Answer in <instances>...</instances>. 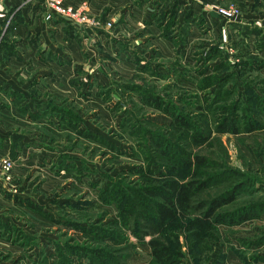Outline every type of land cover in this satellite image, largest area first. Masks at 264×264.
I'll return each instance as SVG.
<instances>
[{
  "label": "rangeland",
  "instance_id": "374dc122",
  "mask_svg": "<svg viewBox=\"0 0 264 264\" xmlns=\"http://www.w3.org/2000/svg\"><path fill=\"white\" fill-rule=\"evenodd\" d=\"M63 3L82 21L0 0V264H264V210L232 215L264 205V0ZM195 179L190 219L160 224L159 187Z\"/></svg>",
  "mask_w": 264,
  "mask_h": 264
},
{
  "label": "trees",
  "instance_id": "16d2710c",
  "mask_svg": "<svg viewBox=\"0 0 264 264\" xmlns=\"http://www.w3.org/2000/svg\"><path fill=\"white\" fill-rule=\"evenodd\" d=\"M157 105L161 107L159 103H157ZM177 119L179 121V123L177 124L179 127H181L183 130L188 129L189 132H192L188 120H185L184 118ZM192 137L194 143L197 146H204L210 140L209 138L198 134H194ZM205 165L206 162L201 157H196L195 159L184 157L182 160L183 167L188 170H193L195 168L196 173H198ZM206 180L208 181L203 182L195 179L187 183L171 182L167 185L164 184L163 186H160L159 197L161 198V202H159L157 207V216L160 224L167 226L169 222L174 223L180 219L189 220L192 216L190 214L191 212H188V210L190 209L191 200L193 197L197 196V194L201 193V191H204L208 188L210 181L209 179ZM237 189L239 188L236 186L233 190L217 196L211 202H199V208L197 209L196 213L202 212L201 216L198 215V219L192 221L194 223V226L198 227L196 228L199 231V233L197 232L198 234H200L202 230L210 225V221L213 218L219 220L218 215L215 216L216 213L221 208L228 206L235 201V194L237 193ZM156 192V189L152 190V193ZM262 210H264V205H256L253 207L238 209L232 215H236V217L238 218V222L246 223L256 218V212ZM217 224L221 223L217 222ZM170 246L171 244H166L163 241L159 243H151L154 259L158 260L159 263L164 262L165 258L169 257L172 253Z\"/></svg>",
  "mask_w": 264,
  "mask_h": 264
},
{
  "label": "built area",
  "instance_id": "2783aa9c",
  "mask_svg": "<svg viewBox=\"0 0 264 264\" xmlns=\"http://www.w3.org/2000/svg\"><path fill=\"white\" fill-rule=\"evenodd\" d=\"M48 5L55 11H57L60 14H50L52 16H59L68 20H71L72 22H81L82 21V15L81 14H74L71 10V8H66L64 6L63 0H47ZM221 16L225 19H232L235 14H230L229 12L222 10ZM13 162H11L10 159H3L0 158V182L3 183L5 181L9 182L11 181V172L13 170Z\"/></svg>",
  "mask_w": 264,
  "mask_h": 264
},
{
  "label": "crops",
  "instance_id": "0c3cea01",
  "mask_svg": "<svg viewBox=\"0 0 264 264\" xmlns=\"http://www.w3.org/2000/svg\"><path fill=\"white\" fill-rule=\"evenodd\" d=\"M11 1H14V0H11ZM23 15V14H22Z\"/></svg>",
  "mask_w": 264,
  "mask_h": 264
}]
</instances>
